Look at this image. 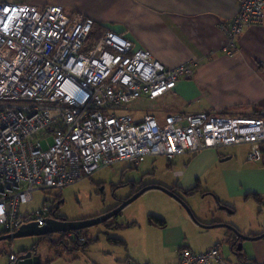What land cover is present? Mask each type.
I'll return each instance as SVG.
<instances>
[{"label": "built area", "instance_id": "2783aa9c", "mask_svg": "<svg viewBox=\"0 0 264 264\" xmlns=\"http://www.w3.org/2000/svg\"><path fill=\"white\" fill-rule=\"evenodd\" d=\"M263 18L264 0H238L237 14L225 28L229 54L240 34ZM95 21L67 14L62 4L0 1L3 235L31 222L44 225L64 187L119 163L139 165L155 156L174 160L239 145L248 147V160L264 159L263 116L182 110L163 121L153 114L137 120L129 104L160 98L181 78L191 77L196 64L166 66L113 29L93 42ZM35 191L43 192L42 204L33 211L21 209ZM67 237L85 240L70 232ZM22 253L11 252L8 264H18ZM176 264L240 263L228 262L215 245L206 251L182 247Z\"/></svg>", "mask_w": 264, "mask_h": 264}, {"label": "crops", "instance_id": "0c3cea01", "mask_svg": "<svg viewBox=\"0 0 264 264\" xmlns=\"http://www.w3.org/2000/svg\"><path fill=\"white\" fill-rule=\"evenodd\" d=\"M0 1H33L40 6L62 4L67 14L81 13L93 16L97 22L110 26L109 28L130 39L136 48H144L151 52L166 66L173 67L187 61L194 62L196 65L192 76L181 78L173 90L155 100L147 97L136 100L137 104L132 110H136L137 114L143 111V114L137 117L134 111L131 113L138 120L147 114H153L163 121L168 114L182 110L264 117V18L261 23L246 28L240 34L232 54L226 49L228 33L225 28L237 14L238 0ZM146 104L153 108L147 109ZM232 150H234L232 146L219 151L207 148L168 160V169L172 175L170 180L174 183L160 185L167 188L178 186L181 190L193 189L198 185L201 187L204 183L208 185L210 180L216 179L209 176L214 165L236 156V152ZM247 152L248 149L245 156ZM240 160L243 167L224 171L225 183L233 180L236 174H240L237 182L240 181L242 186L248 188L246 192L264 198V164L250 162L246 157ZM227 167L229 165L222 167V171ZM255 201L259 204V211L264 214V201L262 203L256 199ZM220 205L234 213L230 204L227 206L220 203ZM230 212L228 213L231 214ZM159 218L165 220V226L147 220V226L157 229L153 234L155 239L146 234L136 239L131 235L115 238L124 240V246L127 248L125 253L119 254L118 264L132 261L176 264L179 260V250L185 246L195 251H206L219 245L222 253V245L215 239L207 243L195 239L186 245V223L175 226L169 218L167 220L165 217ZM235 222L233 220L230 223L224 217L198 220L200 227H203L202 224L225 223L246 235L264 233V220L260 226L258 221L249 224ZM229 231L234 233L233 229L228 228L225 233L227 242ZM235 236L237 237L236 234ZM262 239L264 240V237ZM244 241H240L243 244L241 259L233 251L231 240L228 242L236 257L231 263L241 264V261H244L246 264H264V242H258L254 257L246 252L248 244ZM113 243L120 245L115 241Z\"/></svg>", "mask_w": 264, "mask_h": 264}, {"label": "rangeland", "instance_id": "374dc122", "mask_svg": "<svg viewBox=\"0 0 264 264\" xmlns=\"http://www.w3.org/2000/svg\"><path fill=\"white\" fill-rule=\"evenodd\" d=\"M136 104L137 101L129 104L128 111H134V114H137L136 110H132ZM147 106V109L153 108L151 105ZM142 108L146 109V107ZM142 114L143 111L137 114V117H141ZM232 147H234L232 151L236 152V156L214 165L213 171L209 176H213L216 179L210 180L208 185L205 183L201 187L198 185L191 194L178 191L187 207L180 202L182 200L179 201L178 198L162 190L150 189L126 206L122 214L117 218L120 223L136 221L135 226L110 229L107 224L101 223L89 227L88 233L93 238L92 243L86 250L80 249L73 253L64 252L63 244H58L64 232L49 233L46 238L31 235L2 240L0 241V264H8L11 252L19 254L23 250L33 247L36 243L37 253L41 255L43 263L50 261L51 264H118L119 254L125 253L127 248L124 245L113 243L114 239L127 235H131L133 239H136L145 234L153 237L157 229L147 226V220L150 222L149 216L154 218L165 217L166 220L169 218L175 226L186 223V245L190 241H195V239L205 243L215 239L216 242L222 245L223 258L227 261L231 260L229 262L234 261L233 259L236 257L226 241L227 235L225 233L228 228L223 226L203 228L198 224V220H211L213 217L216 219L224 217L230 223L233 220L236 221L235 223L239 221L243 224L256 223L258 221L259 226L264 220V214L259 211V204L251 197L249 192H246L248 188L242 186L239 183L240 181L237 182V177L240 174H236L233 180L225 183L224 171L229 168L237 169L243 167L240 159L245 157L247 159L245 152L248 147L246 145ZM228 165L229 167L224 168L222 171V167ZM136 166L129 162L119 163L113 166L114 168H102L78 183L64 187L62 189L64 202L58 210L59 215L66 217L68 220L88 219L102 215L116 205L118 199L126 198L130 195L131 186H126L130 180L142 179L143 184H146V186L149 184L172 185L174 183L170 180L172 175L168 169V159L164 156L148 157L144 162ZM122 184L125 185L122 186ZM42 201L43 192L35 191L34 199L27 204H22L21 209L33 211L42 204ZM220 203L227 206L230 204L234 213H231L230 209L222 208ZM193 216L198 220L196 221ZM73 234L76 236L75 233ZM215 234L220 235L216 236ZM153 239L155 238L153 237ZM258 240L244 241L248 244L246 252L250 256L256 257L258 242H264L263 239ZM67 241L73 242L68 237Z\"/></svg>", "mask_w": 264, "mask_h": 264}, {"label": "water", "instance_id": "95a60500", "mask_svg": "<svg viewBox=\"0 0 264 264\" xmlns=\"http://www.w3.org/2000/svg\"><path fill=\"white\" fill-rule=\"evenodd\" d=\"M150 189H159L166 193H168L171 196H174L175 198H178V200H182L177 194L172 192L169 188L160 185V184H149L145 187H143L141 190L135 192L128 198H126L122 203H120L117 207L114 209L99 215L95 217H91L88 219H79V220H68V219H60L57 217H49L46 219V223L42 226H39L36 222H31L24 224L21 226L16 232L4 234L0 236V241L6 240V239H13L15 237H22V236H31V235H46L49 233H55V232H72V231H78L81 229L93 227L95 225L105 223L106 221L112 219L115 216H118L119 212L124 210L126 206H128L130 203L138 199L144 192ZM64 202V199L62 200ZM182 204L187 207V205L182 201ZM190 211V210H189ZM191 213V211H190ZM192 214V213H191ZM194 217V216H193ZM195 219V217H194ZM196 220V219H195ZM197 221V220H196ZM205 228H213V227H228L233 229L234 233L237 235L238 239L242 240H251V239H260L264 237V233L260 235H246L240 232L239 230L235 229L234 227L225 224V223H215V224H202ZM32 248V247H31ZM27 248V252L20 254V261L18 264H42V258L41 255L38 254L35 250ZM243 244L242 242L238 243V250H242ZM24 251V250H23ZM35 252V253H34Z\"/></svg>", "mask_w": 264, "mask_h": 264}, {"label": "trees", "instance_id": "16d2710c", "mask_svg": "<svg viewBox=\"0 0 264 264\" xmlns=\"http://www.w3.org/2000/svg\"><path fill=\"white\" fill-rule=\"evenodd\" d=\"M110 26L104 24V23H100L95 21V24L93 26L92 32L90 34L89 40L95 42L100 36L101 34L107 30V29H111L109 28ZM223 114H230L228 112H222ZM260 115H258L259 117ZM262 163L264 164V159L262 161ZM136 166V165H135ZM137 167V166H136ZM130 182V181H129ZM128 182V184H129ZM124 184H122L123 186ZM146 185V184H144ZM172 192H174L175 194H177L178 196L180 195V192L182 191L183 193L186 194H191L195 191V188L193 189H189V190H181V188H179L178 186H173V187H168ZM180 191V192H178ZM134 194V193H133ZM131 196V195H130ZM181 198V195L179 196ZM251 197L255 198L256 200H258V202H263L264 198H261L260 196L256 195V194H252ZM63 197L61 196V198L59 199V204L55 206L53 212L51 213V216L53 217H57L62 219L63 217L59 215L58 210L61 206V204L63 203ZM122 214V213H121ZM119 214L118 216L113 217L112 219L108 220L105 222V224H107V226L110 229H122V228H128L130 226L136 225V221H132V222H124V223H120V221H117V218H119V216L121 215ZM149 220L152 223H155L157 225H161V226H165L166 222L163 219L160 218H154L153 216H149ZM89 228H85V229H81L78 231H72L70 233H75L78 237L83 236L85 238L84 241H80V240H76L75 242H69L67 241V233H64V235L61 237V240L59 241V245L63 244V250L64 252L67 253H73L75 251H78L80 249L82 250H86L89 245L92 243L93 238L92 236L88 233ZM4 233V232H3ZM231 233V235H230ZM42 238H46L48 236V234L46 235H41ZM231 240V242H230ZM114 241L116 243H119L121 245H125V241L122 239H114ZM242 241V239H238L235 234L233 232H228V242H230L232 244V249L233 251L239 256V258L241 259L243 257L242 254V250H238V242ZM37 243L31 248L33 250H35L37 252ZM23 252H27V250H24ZM44 264H51L50 261L44 263ZM241 264H246L244 261H241Z\"/></svg>", "mask_w": 264, "mask_h": 264}, {"label": "flooded vegetation", "instance_id": "af4514ba", "mask_svg": "<svg viewBox=\"0 0 264 264\" xmlns=\"http://www.w3.org/2000/svg\"><path fill=\"white\" fill-rule=\"evenodd\" d=\"M125 185V184H124ZM126 186H131V193H130V195H132L133 193H135V192H137V191H139V190H141L143 187H145L146 185H144L143 184V180L142 179H140V180H130V182H129V184L128 185H126ZM129 195V196H130ZM129 196H127L126 198H128ZM126 198H121V199H118V203L116 204V205H114L112 208H110L109 210H107L106 212H108V211H110V210H112V209H114L115 207H117L120 203H122V201H124ZM105 212V213H106ZM123 212V210L122 211H120L119 212V214H121ZM118 214V215H119ZM63 217V216H62ZM62 219H67L66 217H63ZM1 235H3L2 233H0V236ZM35 253V252H34Z\"/></svg>", "mask_w": 264, "mask_h": 264}]
</instances>
